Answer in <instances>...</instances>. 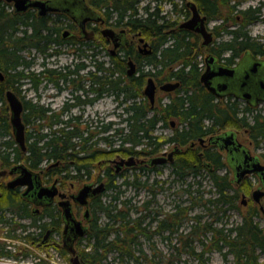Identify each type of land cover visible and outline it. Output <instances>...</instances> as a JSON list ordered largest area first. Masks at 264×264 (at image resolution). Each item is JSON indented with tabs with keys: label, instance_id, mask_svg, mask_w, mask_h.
Here are the masks:
<instances>
[{
	"label": "trees",
	"instance_id": "obj_1",
	"mask_svg": "<svg viewBox=\"0 0 264 264\" xmlns=\"http://www.w3.org/2000/svg\"><path fill=\"white\" fill-rule=\"evenodd\" d=\"M104 1L108 3L109 13L114 15L115 25L131 32L139 31L150 40L152 53L146 58V70H141L137 76L128 77L125 73L126 55L112 57L108 52L104 53L107 60L100 59L96 63L99 97L112 95L117 102L116 108L121 110L116 122L105 123L103 119L98 120L94 143L96 151L93 150L94 145H89L87 149L84 147L86 137L80 131L78 122L52 119L43 107L35 109L31 103L25 104V162L30 168L38 169V163L44 158L59 160L63 162V166L52 167L46 173L49 178L61 177L63 183L82 182L91 172L90 169L77 165L78 146H82L89 160L94 156L101 158L106 152L149 158L157 155L166 144H184L228 128L246 131L249 139L257 145L264 142L262 114L248 117L253 111L247 107L241 108L237 102H216L201 85L199 78L202 68L198 66L197 60L201 53L196 50L198 36L160 16L158 6L153 9L149 4L144 6L146 16L143 17L139 16L137 8L140 0ZM192 1L207 20L220 21L215 26L217 35L224 31L230 36L227 42L219 46L220 52L231 51L227 61L232 62L245 49L264 54V36L251 37L246 29L260 19L264 21L259 8L238 11L236 6L239 2L231 3V0ZM28 21L29 17H12L8 12L0 10V72L3 77L6 76L0 81V102L5 101L6 91L14 92L23 82L33 81L36 89L48 74L45 64H42L38 73L31 72L34 58L27 59L31 50L26 49L34 47L44 53L53 33L43 35V32H39L44 27L40 22L39 28L32 25L33 31L29 34ZM227 22L236 24L237 27L229 30ZM209 48L207 52L215 54V50L210 51ZM68 66L71 64L64 65L66 68ZM73 66L79 68L85 64L77 63ZM57 74L66 78L69 73ZM145 77H154L160 82L174 78L180 86L175 93L169 95L166 104L151 107L142 94ZM30 109L39 112L35 121L28 118ZM170 121L176 122L175 128L169 137L161 139L155 134V130L158 126L169 127ZM91 139L89 135L87 140ZM114 141L119 144L114 146ZM100 143L105 144L109 150L98 148ZM15 148L17 146L7 110L4 109L0 116V154L4 150H11L12 153ZM31 154L35 156L34 160ZM189 154V157L179 158L170 164L172 175L183 181L188 177L202 175L204 170L208 171L215 197L204 198L198 190L194 196V192L188 188L190 183H187L188 187L183 188L182 194L189 203L185 206L176 204L172 210L164 213L155 210L152 214L151 204L154 202L157 181L149 184L148 177L143 181L139 180L137 172L148 170L147 168H133L135 173L131 179L125 178L120 183L116 181L123 176L112 174L109 167L103 169L108 177L106 191L111 192L108 196L110 199L107 203L99 200L92 206L95 221L85 238L89 248L80 251V264H174L183 254L194 257L198 264H209V255L214 252L224 260L231 256L233 264H257L259 255L264 253V227L255 221L259 217L258 211L250 209L235 226L223 223L222 216H225L228 209L236 207L235 203L239 198L238 188L233 187L228 173H216L225 168L223 157L215 150L207 151L204 160L211 162L212 168H209L196 154ZM71 161L73 165L69 164ZM128 187L147 188L152 195L151 200L143 201L140 206L132 204L130 198L120 200ZM197 207H202L203 211L191 214ZM97 210L101 211L103 222L97 216ZM204 215H208L210 219L203 220ZM52 217H59V212L52 214ZM155 236L166 243V253L155 246L152 241ZM142 239L148 243L150 254L142 247ZM110 256H113L111 260Z\"/></svg>",
	"mask_w": 264,
	"mask_h": 264
},
{
	"label": "flooded vegetation",
	"instance_id": "obj_2",
	"mask_svg": "<svg viewBox=\"0 0 264 264\" xmlns=\"http://www.w3.org/2000/svg\"><path fill=\"white\" fill-rule=\"evenodd\" d=\"M28 2L34 3L36 5L30 6L28 9L22 12H17L14 8V0H0V10H4L8 12V15L12 17H29L27 29L29 30V34L33 31V26L36 25L38 28L40 26V22L44 24V27H49V29H39V32H43L45 34L48 33L52 35V38L48 40V47L45 48L44 53H41V50H37L34 47L31 50L34 53H37L39 56L44 59H49L50 57H55L61 53H66L71 56L72 59L67 68L64 66H56L55 68L46 67L48 74L43 78L44 84L47 88H51L53 93L47 94L48 102L46 104L42 103V96L37 94L36 91L38 89L39 83L36 86L33 84V81L23 82L19 85V87L14 90L15 94L22 102L23 111L21 113V119L23 122V115L25 104H30L35 106L36 108L43 107L47 110V115L52 116V119H58L63 122H78L80 131L83 132L86 137L84 140V147L89 148V145L93 146L96 140L97 127L96 124L99 119L98 110H94L97 102L107 95H102L99 97L98 95V69L96 67V63L99 60V56L102 53L108 52L110 56L116 57L118 55H126V64H125V73L126 76L131 77L133 75H139L140 71L146 70L145 62L146 58L150 56V54H145L143 50H141L143 43L140 39H143L144 42H147L150 45L149 40L141 35V32H131L129 29L124 27H118L114 23V15L113 13H109L110 10L108 8V3L104 0H27ZM143 0L138 2V10L141 12L139 16L145 17L146 13L144 11V6L139 9V4ZM192 1V0H191ZM78 2L80 5H84L91 13L92 16L86 15L85 23H79L75 20L74 17L78 16L77 6ZM41 3V4H37ZM42 5V6H41ZM46 5L50 8L47 10ZM147 5V4H146ZM145 5V6H146ZM150 5V3H149ZM67 10L68 12L64 11ZM202 14V13H201ZM203 15V14H202ZM20 22V21H18ZM39 22V23H38ZM22 23V21L20 22ZM23 26V25H22ZM106 29H110L116 33L118 47L114 48V42L112 40H108L105 36L102 35V32ZM56 32V33H55ZM86 33H90L91 35L87 37ZM193 33V32H192ZM213 33V32H212ZM58 34V37H56ZM198 36L197 34H195ZM199 37V36H198ZM214 37V33H213ZM57 38V39H56ZM201 38V37H199ZM214 39L212 43L208 46H202V39L200 42V47L206 51L205 56L209 54L207 52L208 47L213 45ZM105 44V48L103 45ZM51 46V47H50ZM151 46V45H150ZM60 49H64L65 52H62ZM229 52L231 55V51H222ZM27 52H25L26 54ZM216 63L234 67L236 68L242 58L247 55L250 56L264 64V54H257L256 51H252L250 49H245L240 52L238 57H236L232 62L226 60L228 57H223L218 55L217 53L211 54ZM204 56V58H205ZM34 56L30 55V58ZM223 57V58H222ZM132 61L134 65V73L132 75H128V62ZM84 63V67H75L74 64ZM204 66V68H203ZM202 72L205 70V62L203 59ZM145 68V69H144ZM42 69V68H41ZM40 69V70H41ZM38 71L31 70L33 73H38ZM69 73L66 78H61L57 73ZM260 73L264 74V67L260 69ZM50 75H53L50 77ZM201 75V74H200ZM149 77H145L147 80ZM153 78V81L156 86L155 92V100L154 104L151 105L153 107L156 104V94L158 91L169 95L175 93L178 88L172 92H164L160 90V86L167 82H178L177 80L170 79L169 81L160 82L159 79ZM4 79V77H3ZM2 79V80H3ZM1 80V81H2ZM24 83L30 86L31 91L34 92L35 98L34 100H30L25 98L23 95L24 92L20 90ZM146 83V82H145ZM202 85V84H201ZM203 86V85H202ZM206 90V88L203 86ZM143 91V90H142ZM208 94H210L216 102L223 101L226 102L230 100L233 103H238L241 108L247 107L252 111L257 109L261 104H264V99H258L255 105L249 104L246 99H242L237 97L234 93H227L224 96H216L215 94L210 93L206 90ZM143 94V93H142ZM145 97V96H144ZM62 99L61 104L58 108H54L53 105H58L56 102ZM8 109V107H7ZM31 110V109H30ZM29 110V120L35 121L38 119L39 112L38 111H30ZM38 112V113H36ZM38 114V115H37ZM258 114V113H257ZM119 116V114H117ZM8 120H9V110H8ZM171 122H173L171 124ZM175 121H170L169 127L171 129L175 128ZM226 130H233L236 133V139L241 144L245 145L242 140L239 138V133L235 128H228L224 130H220L214 134H208L204 137H199L196 140H189L186 143L174 142L172 143V147L168 149V151H164L161 154H168L170 152L173 153V161L176 155L188 152H194L199 149L201 152L198 153V157L204 161V163L208 164L211 167L210 161H205V153L209 150L217 151L223 157V163L226 167L231 171L226 162V151L220 150L219 147L209 141L210 138L217 137L220 133ZM80 132V133H81ZM246 134L247 132L244 131ZM91 135L92 139L90 141L87 140V137ZM249 138V137H248ZM200 139L203 141L200 142ZM255 143L256 142L251 140ZM16 145V144H15ZM169 145V144H166ZM17 146V145H16ZM246 146V145H245ZM97 150L96 145H94ZM187 147V148H185ZM247 147V146H246ZM176 148V149H175ZM248 148V147H247ZM18 149V152H17ZM17 149L11 152V150H4L3 153L0 154V264H3V261L11 259V260H20L22 262L29 261L32 256H34L35 247L41 248L46 247L49 243L51 236L56 229L60 231V244H56L58 248H62L64 252L67 253L69 257V264H77L74 260V257L78 258V264H80V251L77 249V246L81 243L83 239L86 238L87 234L82 236H78L72 245V250L74 253H71L68 248L64 245L63 239V230H64V220L62 219V209L59 206L61 199L58 196H55L53 201L47 205H36L35 201L32 199H27L23 197L22 194L27 188V186L15 185L13 182L20 177V170H15L18 165H24L30 171L38 173L40 177V181L42 186L49 187L54 182H56V187L58 192L65 195V198L62 200H69L71 203L72 213L76 221L80 222L81 226L86 227L88 232L90 230V226L95 221V216L93 213L92 206L99 200H101L102 196L106 193V182L98 179H91V175L89 177H84L82 179V185L88 183L91 184L92 187H96L100 183L104 184V190L95 195L94 197H90L87 199V205L82 206L71 199V195L76 194L67 193L60 188L62 183L61 177H55L53 179L49 178L46 173L53 167L58 168L63 166V162L59 160L44 158L38 163V169L30 168L25 162V151H21L17 146ZM249 149V148H248ZM92 150V151H93ZM250 151V149H249ZM251 153V152H250ZM32 155V154H31ZM252 155V153H251ZM77 156L79 167L84 166L86 169L97 170L99 168V162L97 156H94L92 159H88V154L82 149V146L77 147ZM255 156V155H252ZM258 157V156H257ZM122 158L117 156L116 159ZM127 158V157H125ZM35 159V156L32 155V160ZM147 159V158H146ZM261 162L260 158L258 157ZM110 167L113 169L112 174H121L125 169H131L122 167L118 173H116L115 165L111 160ZM203 163V164H204ZM69 164L73 165V161ZM262 164V162H261ZM142 167L149 168L146 165H139ZM152 169V168H151ZM233 174V173H232ZM250 176H255L254 174H246L241 184L249 179ZM233 179V178H232ZM85 180V181H84ZM259 180V179H258ZM232 184H234L232 182ZM81 185V186H82ZM240 185V184H239ZM261 187V183L259 181V186ZM264 190V188H262ZM264 198V197H263ZM263 200V199H262ZM248 200L246 199L245 204L247 205ZM76 207L82 209V213H76ZM59 212V217H52V214H56ZM262 215L264 216V210L262 211ZM21 221L22 223H20ZM24 221H27V224H24ZM60 221V223H59ZM21 234V235H19ZM57 243V242H56ZM260 264H264V253L260 254L259 257ZM7 263V262H4Z\"/></svg>",
	"mask_w": 264,
	"mask_h": 264
},
{
	"label": "rangeland",
	"instance_id": "obj_3",
	"mask_svg": "<svg viewBox=\"0 0 264 264\" xmlns=\"http://www.w3.org/2000/svg\"><path fill=\"white\" fill-rule=\"evenodd\" d=\"M233 2H239V5L236 6V10L238 11L246 10L248 8H252V9L259 8L261 15H262L261 17H264V0H231V3ZM149 3L152 9L158 6L160 10L159 12L160 16H164V18L168 20L169 22H176L175 24H178V25L188 20L191 16L190 10L187 9L185 6V0H172V1L170 0H159V1L158 0H143L139 4V9ZM139 13L141 12L139 11ZM240 22L241 20L238 23ZM219 24H220L219 20L217 21L208 20L207 22L208 29L214 33V37H213L214 42H213V45L209 48V50L211 51V49H214L215 53H217L218 55L223 56V57H228L230 53L220 52L219 46L220 44L227 42L230 39V36L228 35V33L224 31L220 32V34L217 35L216 33L217 30L215 29V26ZM226 26L229 30H232L237 27L236 24H231L230 22H227ZM176 27L177 26H174V28ZM246 29L248 31V34L251 37H254V38L262 37L264 36V21L260 19L252 23L251 25L247 26ZM196 40L198 44L196 50H198V52L201 53V55L198 56L197 58V60L199 61L198 66L202 68L203 59H204L206 51L200 47L201 38L198 37ZM103 47L105 48V44L103 45ZM60 50L62 52H65L64 49H60ZM31 56H34L33 57L34 59H33L32 69L30 70H34V71L40 70L42 68V64H45L46 67L55 68L56 66H64L66 64H69L72 59V57L67 55L66 53H61L59 55H56L55 57H50L49 59H43V57L39 56L37 53H34L32 51ZM29 58L30 57H27V59ZM100 59L107 60V57L104 55V53L103 54L101 53L99 56V60ZM52 76L53 75H50V77ZM145 82H146V79H144L142 90L144 88ZM29 89H30V86L27 85L26 83H24V86L20 88V90L24 92L23 95L25 96V98L34 100L35 94L33 91ZM36 93L42 96L43 98L42 103L46 104L48 102L47 94L53 93V91L51 90V88H47L43 81L39 83ZM169 95H166L158 91L156 94V105L159 106V105L166 104L169 100ZM61 101L62 99H60V101L58 100L56 102V104L58 105H55V106L53 105V107L55 109L58 108V106L61 104ZM116 105H117V102L114 99V97L112 95H107L106 97H104L103 99L97 102V104L94 107V110L96 109L98 110L99 118H103L105 123L108 121L116 122L119 120V117L117 116V114L121 113V110L117 109ZM7 107H8L7 103L4 100L3 102H0V116L2 115V112L4 111V109L7 110V116H8ZM257 113H260L264 116V104H261L257 109H254L252 114H249L248 117L254 114H257ZM177 127L180 128V126H177ZM237 131L239 133V138L250 149V152L252 153V155L258 156L262 164L264 165V142H260L256 146L255 143L252 142L248 138V135L243 130H237ZM172 132H173V129H171L170 127L161 128L160 126H158L155 130V134L159 136L161 139H165L169 137L172 134ZM1 140H3V138ZM118 144H119L118 141H114V146H117ZM172 146H173L172 144L164 145L161 148L160 152H158V154L155 156L161 155V153L166 150L168 151V149H170ZM98 148H106V151L109 150V148L103 143L98 144ZM199 152H201V150L198 147V149L195 150L193 153L198 156ZM189 153H192V152L186 151L184 153L176 155V157L174 158V161L179 158L189 157L190 155ZM117 156H120L122 158L126 157V156L120 155L119 153L106 152V154L103 157L98 158L99 168L97 170H90L91 179H98V180H103L107 182L108 177L104 174L103 169L109 167L111 170V173H113V169H111L112 166L110 167L111 164L109 160L111 161L118 160L116 159ZM171 163H166L161 166H155V168L150 167V169L147 168L148 170H144V171L139 170L140 172H137V174L140 177L139 180L141 181L145 180L146 177H148L149 184L153 183L154 181H157V186L154 187V193H155L154 202L151 204L152 214L154 213L155 210L162 211L163 213L168 212L172 210L176 204H181L182 206L187 205L189 201H187V197L184 194H182L183 188L188 187L187 183H190V186L188 188L192 192H194L193 193L194 196L197 195L196 190H198L200 194L204 196V198H211V197L214 198L215 197V195L213 194L214 188L212 187L211 181L209 179L208 171L204 170L202 171V175H199L194 178L188 177L185 180L180 181L177 179L176 176L172 175V170H171V165H170ZM141 167L142 166H134L132 167V169H125L120 174L123 177L117 179L116 182L120 183L125 178L131 179V176L135 173V169L133 168H141ZM142 168H146V167H142ZM216 173L219 175L228 173L230 181L233 178L232 172L227 167L226 169L217 170ZM196 182H199V184H197ZM82 184H83L82 182H76V181H68L64 183L62 182L60 185V188L67 193H73V192L78 191L83 186ZM258 186H259V180L255 176H250L248 180H246L240 185L233 184V187L238 188L239 198L237 202L235 203L236 207L232 209H228L225 216H222L221 219L223 223L226 222L228 226L230 225L235 226L241 220L243 216L247 215L250 209L255 208L259 213V217H257L255 221L259 223L261 227H264V216L262 215V211L260 210V207H264V198L261 201L260 205L255 204L251 199V193L255 189H257ZM110 193H111L110 191H106V193L101 198V202L107 203L110 199V197H108ZM242 196H245V199L248 200L247 205L242 204ZM124 198H130L132 204L140 206L143 201H147L149 199L151 200L152 195L148 191L147 188L136 189L135 187H128L125 189L124 196L120 197V200ZM191 203H192V200H191ZM201 211H203V208L197 207L193 210V212H191V214L200 213ZM76 213L79 214L80 216L82 213V209L81 208L79 209L76 207ZM96 214L97 216H99L100 221L103 222L104 219L101 215L102 214L101 211L97 210ZM209 219L210 218L208 217V215L203 216V220H209ZM19 222L22 223L21 221ZM24 224H27V221H24ZM57 229H56V232L52 234L51 239L46 247H41V248L35 247L34 256H32L29 261L22 262L20 260L14 261V260L8 259V260L3 261V264H69L70 262L68 260L69 257L67 253L64 252L62 248H58L56 246V244L61 243L60 242L61 238H60V233H59L60 231H58ZM172 240L173 242H175L174 241L175 239H172ZM152 241L155 243V246L159 250H161L164 253L167 252V245L160 238L155 236L153 237ZM142 242H143L142 247L144 248V250H146L150 254L148 243L144 241L143 239H142ZM88 248H89V243L86 239H83L81 243L77 246V249H79V251L84 250V249L87 250ZM259 257H258L257 264H260ZM112 258L113 256H110L109 259L111 260ZM4 262H7V263H4ZM174 264H198V263L194 257H190L186 254H183L180 257V260L175 261ZM209 264H233V260L231 256H228L227 259L224 260L220 254L214 252L209 255Z\"/></svg>",
	"mask_w": 264,
	"mask_h": 264
},
{
	"label": "water",
	"instance_id": "obj_4",
	"mask_svg": "<svg viewBox=\"0 0 264 264\" xmlns=\"http://www.w3.org/2000/svg\"><path fill=\"white\" fill-rule=\"evenodd\" d=\"M41 4V3H37ZM36 5L28 2L27 0H14V8L17 12H22L28 9L30 6ZM186 7L190 10L191 16L188 20L179 25L180 29H186L194 34H197L202 39V46H208L213 41V33L207 27V17L202 15L197 8L194 1L188 0L185 2ZM42 6V5H41ZM47 10L50 8L46 5ZM68 12L67 10H64ZM78 16L74 17L79 23H85L86 15L92 16V13L80 5L77 6ZM93 17V16H92ZM87 37L91 34L86 33ZM108 40L114 42V48L118 47V39L116 33L110 29H106L102 32ZM143 43L141 50L145 54H151L152 48L143 39H140ZM205 70L201 73L199 81L200 83L212 94L216 96H224L227 93H234L237 97L246 99L249 104L255 105L258 99H264V74L260 73V69L264 67V64L250 56L245 55L236 68L221 65L216 63L215 58L211 54H207L204 58ZM129 70L128 75L134 73V65L132 61L128 62ZM3 79V74L0 72V81ZM179 82H167L160 86V90L164 92H172L179 88ZM156 86L152 77L147 78L143 88V95L149 101L150 105L154 104ZM5 101L9 110V124L12 131V136L15 144L21 151L26 150L25 144V125L21 119V113L23 111L22 102L17 95L8 90L5 92ZM173 122H171L172 124ZM203 140L200 139V142ZM209 141L219 147V149L226 151V162L231 172L233 173V179L231 182L234 184H241L246 174H254L258 177L261 187H258L251 193V199L255 204H261L264 197V165L261 164L257 156H252L249 149L237 141L236 133L233 130H226L217 137L210 138ZM176 149V148H175ZM173 153L161 154L159 156L146 158H136L133 156L125 158H119L113 160V164L116 168V173L120 171L122 167L132 168L134 166L146 165L161 166L166 163L173 162ZM205 166H209L207 163ZM211 168V167H209ZM15 170H20V177L13 183L15 185L27 186L22 196L27 199L35 201L36 205H47L51 203L55 196H58L61 201L59 206L62 209V219L65 226L63 230L64 245L71 253L73 241L84 234H88V229L81 226L80 222L76 221L71 208L69 200H62L65 198L64 194L58 192L56 182L49 187H44L41 184L38 173L30 171L24 165H18ZM104 190V184L100 183L96 187H92L91 184H84L76 194L71 195V199L76 203L85 206L87 205V199L94 197ZM245 196H242V204H245ZM263 211L264 207H260ZM74 260L78 264V258L74 257Z\"/></svg>",
	"mask_w": 264,
	"mask_h": 264
},
{
	"label": "bare ground",
	"instance_id": "obj_5",
	"mask_svg": "<svg viewBox=\"0 0 264 264\" xmlns=\"http://www.w3.org/2000/svg\"><path fill=\"white\" fill-rule=\"evenodd\" d=\"M157 14V13H156ZM154 16V15H153ZM51 47V46H50ZM12 91V90H11ZM15 93V92H14Z\"/></svg>",
	"mask_w": 264,
	"mask_h": 264
}]
</instances>
